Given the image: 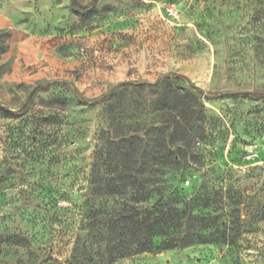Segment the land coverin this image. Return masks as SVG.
I'll list each match as a JSON object with an SVG mask.
<instances>
[{
    "label": "rangeland",
    "instance_id": "374dc122",
    "mask_svg": "<svg viewBox=\"0 0 264 264\" xmlns=\"http://www.w3.org/2000/svg\"><path fill=\"white\" fill-rule=\"evenodd\" d=\"M165 78L204 112L168 179L218 217L197 231L237 239L113 264H264V0H0V264H70L91 213L127 203L103 190L125 171L96 153L109 128L158 121L134 86Z\"/></svg>",
    "mask_w": 264,
    "mask_h": 264
},
{
    "label": "trees",
    "instance_id": "16d2710c",
    "mask_svg": "<svg viewBox=\"0 0 264 264\" xmlns=\"http://www.w3.org/2000/svg\"><path fill=\"white\" fill-rule=\"evenodd\" d=\"M134 89L155 97L149 100V107L158 121L140 123L118 137L111 128L106 132L96 159L103 160L108 170L116 159L125 172L118 177L119 185L110 180L103 190L107 195L126 197L127 203L112 213L105 211L104 218H99V211L91 213L96 219L93 234L75 245L70 264H113L152 251L161 253L208 242L231 244L237 239L226 232L205 237L197 231L199 225H217L218 217L200 219L194 214L195 199L184 196L168 179L183 178L196 158L195 141L204 136L199 96L171 78L138 84ZM146 105L137 103L142 111Z\"/></svg>",
    "mask_w": 264,
    "mask_h": 264
},
{
    "label": "water",
    "instance_id": "95a60500",
    "mask_svg": "<svg viewBox=\"0 0 264 264\" xmlns=\"http://www.w3.org/2000/svg\"><path fill=\"white\" fill-rule=\"evenodd\" d=\"M129 83H119L117 85H115L112 90L109 92V95L112 94L113 92H115L116 90L120 89V88H123L125 86H127Z\"/></svg>",
    "mask_w": 264,
    "mask_h": 264
}]
</instances>
